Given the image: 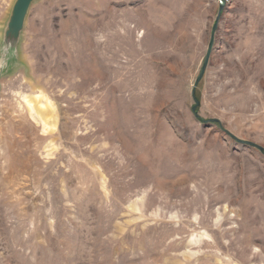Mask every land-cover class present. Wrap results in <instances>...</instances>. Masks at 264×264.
I'll use <instances>...</instances> for the list:
<instances>
[{
  "label": "rangeland",
  "instance_id": "1",
  "mask_svg": "<svg viewBox=\"0 0 264 264\" xmlns=\"http://www.w3.org/2000/svg\"><path fill=\"white\" fill-rule=\"evenodd\" d=\"M17 62L0 264H264V0H38Z\"/></svg>",
  "mask_w": 264,
  "mask_h": 264
},
{
  "label": "water",
  "instance_id": "2",
  "mask_svg": "<svg viewBox=\"0 0 264 264\" xmlns=\"http://www.w3.org/2000/svg\"><path fill=\"white\" fill-rule=\"evenodd\" d=\"M38 0H12L1 31L0 74L17 65L19 45L26 20ZM223 7L228 0H216Z\"/></svg>",
  "mask_w": 264,
  "mask_h": 264
}]
</instances>
